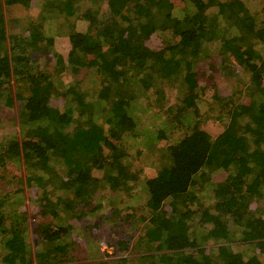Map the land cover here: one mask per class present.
<instances>
[{"label": "trees", "instance_id": "obj_1", "mask_svg": "<svg viewBox=\"0 0 264 264\" xmlns=\"http://www.w3.org/2000/svg\"><path fill=\"white\" fill-rule=\"evenodd\" d=\"M81 1L0 0V264L74 261L95 214L128 257L94 264H264V4ZM211 61L247 92L206 98Z\"/></svg>", "mask_w": 264, "mask_h": 264}, {"label": "rangeland", "instance_id": "obj_2", "mask_svg": "<svg viewBox=\"0 0 264 264\" xmlns=\"http://www.w3.org/2000/svg\"><path fill=\"white\" fill-rule=\"evenodd\" d=\"M89 2L90 7H94V9H98L101 6L104 5L105 0H83L81 2L86 3ZM253 3L257 4L259 7H261L264 4V0H251ZM216 61L209 62L207 67H204L200 70V72L203 74L204 71H207L208 73L204 76L202 84H207V95L206 98L209 100H212L214 96H227L228 98H237L247 92L248 84V76L247 75H236L234 71L232 70H224L220 67V64L216 62L215 67L221 68L219 71L214 67L213 71L215 73H212L211 67L214 65ZM212 73V74H211ZM202 77V76H201ZM207 82V83H206ZM219 92V93H218ZM5 104V103H4ZM18 115H19V108L18 106L13 108H6L3 106V102H0V121L2 123V126L0 128V136L6 137V136H14L19 133L18 129ZM20 134V133H19ZM150 154L149 152L147 154H144L143 157L140 159H137L138 162L145 161L143 165H147L148 171L152 172V170H155L157 166H155L152 161H150L151 157L146 156ZM137 163V162H136ZM150 165V167H149ZM17 166V165H16ZM138 166V165H137ZM18 167H15V170L9 174V176H12L14 173L18 174L17 171ZM20 174V175H19ZM19 179L21 176L23 177L24 174L19 170ZM20 182H18V185L14 183L13 186H7L5 183H0V192L5 195L8 193H11L12 190H17L19 188ZM23 187V186H22ZM208 186L204 187L203 192L200 195V198L205 202L206 204L212 202V197H209V193L207 192V189H205ZM24 188H25V195L29 197L30 193L28 192L29 188H27V185L25 184L24 179ZM30 191V190H29ZM37 193L38 197L40 198V190ZM105 194V192H104ZM36 196V197H37ZM106 196V194H105ZM37 197V198H38ZM124 198L125 204L130 206V199ZM106 212V211H105ZM104 212V213H105ZM67 215V214H66ZM96 217H99V215L95 214L93 215V218L91 216H87L79 222L80 226H86L91 227V231L88 234V243L85 246H75L76 254L75 256L77 259L72 262H68L66 264H85V263H96L101 262L102 260H111L115 261L116 259H119L123 256H127L126 253L117 255L113 248L106 245L104 242L106 241L107 235L110 233L109 227L111 226V222L105 224V226H102V222L99 226L95 225ZM30 229L33 227L31 224H29ZM33 242L36 238H33Z\"/></svg>", "mask_w": 264, "mask_h": 264}]
</instances>
